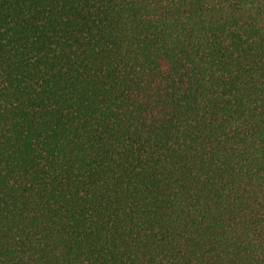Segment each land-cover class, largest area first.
<instances>
[{
  "label": "trees",
  "instance_id": "trees-1",
  "mask_svg": "<svg viewBox=\"0 0 264 264\" xmlns=\"http://www.w3.org/2000/svg\"><path fill=\"white\" fill-rule=\"evenodd\" d=\"M0 264H264V0H0Z\"/></svg>",
  "mask_w": 264,
  "mask_h": 264
}]
</instances>
